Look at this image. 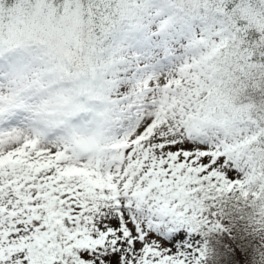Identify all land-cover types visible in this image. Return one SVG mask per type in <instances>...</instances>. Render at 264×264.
Wrapping results in <instances>:
<instances>
[{
  "label": "snow or ice",
  "instance_id": "6c2138e0",
  "mask_svg": "<svg viewBox=\"0 0 264 264\" xmlns=\"http://www.w3.org/2000/svg\"><path fill=\"white\" fill-rule=\"evenodd\" d=\"M94 3L90 21L103 33L106 10L102 0ZM223 46L218 41L202 61L140 82L138 122L107 160L39 140L0 147V264H201L208 247H197L198 237L178 248L185 233L166 236L178 227L212 232L225 201L251 208V223L264 227V206L257 208L264 168L249 163L264 154V114L240 121L231 144L187 123L216 82L211 61ZM252 175L262 178L259 191L248 187Z\"/></svg>",
  "mask_w": 264,
  "mask_h": 264
},
{
  "label": "clouds",
  "instance_id": "9594fccd",
  "mask_svg": "<svg viewBox=\"0 0 264 264\" xmlns=\"http://www.w3.org/2000/svg\"><path fill=\"white\" fill-rule=\"evenodd\" d=\"M101 6L108 18L103 33L90 21L94 0H71L67 7L54 0H0V58H18L0 82V147L39 140L66 146L81 157L109 159L121 136L110 100L122 59L117 37L148 27L158 11L171 13L167 21H157L165 27L200 21L189 60L200 62L218 41L224 45L211 61L216 82L208 85L210 93H202V107L193 111L189 127L219 133L231 144L240 121L264 114V0H102ZM245 37L248 42L242 45ZM240 66L244 71L234 75ZM257 84L259 91L252 87ZM21 111L27 122L11 126ZM249 163L259 172L264 154ZM261 179L252 175L248 187L259 191ZM252 225L249 264H264V227ZM206 256L211 258V247Z\"/></svg>",
  "mask_w": 264,
  "mask_h": 264
},
{
  "label": "rangeland",
  "instance_id": "374dc122",
  "mask_svg": "<svg viewBox=\"0 0 264 264\" xmlns=\"http://www.w3.org/2000/svg\"><path fill=\"white\" fill-rule=\"evenodd\" d=\"M167 11H158L148 27L131 30L120 34L118 55L122 58L117 65L118 71L111 82L110 100L117 111L116 129L118 135L138 122L144 102L137 91V85L149 77H166L185 61L190 59L189 46L193 36L201 31L200 21L172 23L165 27L157 21H167ZM112 39L111 37L109 38ZM18 58L15 55L0 58V82L7 78ZM84 119L88 116L84 115ZM27 122L26 113L19 112L10 122L11 126L23 125ZM115 226V221H112ZM185 233L177 247L190 245L193 238L198 237L196 246H205L201 233H192L187 228H176L166 238Z\"/></svg>",
  "mask_w": 264,
  "mask_h": 264
},
{
  "label": "trees",
  "instance_id": "16d2710c",
  "mask_svg": "<svg viewBox=\"0 0 264 264\" xmlns=\"http://www.w3.org/2000/svg\"><path fill=\"white\" fill-rule=\"evenodd\" d=\"M250 213L251 208L239 203L225 201L221 204L213 218L219 226L206 235L201 233L205 245L212 248L211 258H205L206 264H249L253 226Z\"/></svg>",
  "mask_w": 264,
  "mask_h": 264
}]
</instances>
